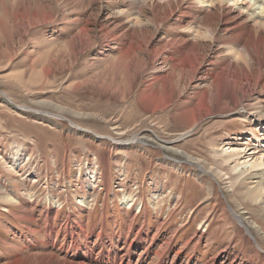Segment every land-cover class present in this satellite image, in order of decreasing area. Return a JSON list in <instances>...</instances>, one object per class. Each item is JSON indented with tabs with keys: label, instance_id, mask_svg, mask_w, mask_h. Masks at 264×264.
Segmentation results:
<instances>
[{
	"label": "rangeland",
	"instance_id": "1",
	"mask_svg": "<svg viewBox=\"0 0 264 264\" xmlns=\"http://www.w3.org/2000/svg\"><path fill=\"white\" fill-rule=\"evenodd\" d=\"M195 1L163 21L148 1L0 0V264H61L71 226L141 264H264V207L237 173L264 121L239 108L186 133L180 116L218 71L208 48L193 73L178 65V44L203 40L185 27L205 16Z\"/></svg>",
	"mask_w": 264,
	"mask_h": 264
},
{
	"label": "bare ground",
	"instance_id": "2",
	"mask_svg": "<svg viewBox=\"0 0 264 264\" xmlns=\"http://www.w3.org/2000/svg\"><path fill=\"white\" fill-rule=\"evenodd\" d=\"M130 1L132 2V0ZM181 1L183 0H134L131 4L141 6L146 2L150 3L148 5H151L158 12L160 19L165 21L164 19L169 18L176 6L181 5ZM196 1L201 8H204L205 16H202V22H199L197 16L193 15L191 23L185 27L187 31L200 33L203 40H200L199 36L195 34L191 41H183L182 44H178V48L175 47L176 45L173 46L174 42H166L161 46V50L170 48L174 52V48L179 49L183 57L178 65L185 74L193 73L197 69L204 58L205 48L215 52L211 57V64L218 65V71L208 73L211 80L199 95L198 102L180 114L190 124L186 133L190 132L202 117L212 113L220 115L232 112L244 114L239 108L250 114L249 119L255 125L262 126L264 101H261L260 97L264 93V0ZM178 15L183 16V13H178ZM177 20L178 18H176ZM219 23L221 27L218 25ZM232 23L235 25L229 27ZM219 31L223 33V37L220 39L218 38ZM165 94L163 99H161V95L160 97L153 96V98L157 97L158 106L164 105L167 100H171L174 94L172 86ZM247 108H253L256 112ZM112 139L114 140V138ZM240 152L235 153V155ZM247 157L249 158L242 162L244 165L237 172L240 176L245 175L246 179L251 180V184H253L246 190L245 197L258 204H263L264 207V148L260 147L259 149V146H254ZM90 178L94 182V176L92 175ZM209 190L211 195L213 191ZM209 199L211 198L208 197ZM132 200L131 197L124 195L120 201L125 202V206L131 207L133 205ZM81 202L86 203V198ZM234 216L255 242V237L251 231L253 222L239 214ZM46 218L50 220V215L46 214ZM69 228L71 241L68 246L61 247L64 259L50 257L57 262L61 264H141V258L134 260V255L128 245L125 246V249L124 247L121 249L113 244L106 246L102 243L103 241L93 242L91 239V236L95 234L93 229L91 232H83L82 237L84 239L80 241L77 239L79 237L76 230L74 232L72 226ZM53 233V228L49 225L47 233L49 240L45 244L50 247L57 246L56 241L52 238ZM149 264H160V262H150Z\"/></svg>",
	"mask_w": 264,
	"mask_h": 264
}]
</instances>
